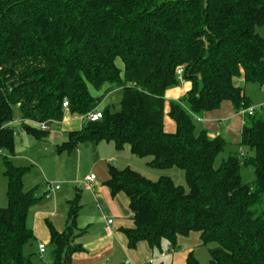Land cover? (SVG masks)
Segmentation results:
<instances>
[{
    "label": "trees",
    "instance_id": "trees-1",
    "mask_svg": "<svg viewBox=\"0 0 264 264\" xmlns=\"http://www.w3.org/2000/svg\"><path fill=\"white\" fill-rule=\"evenodd\" d=\"M260 27L264 0H0V163L7 197L0 207V264H35L36 256L40 264H71L83 249L74 242L76 196L62 230L48 223V260L33 250L26 218L40 197L23 187L27 167L10 159L14 105L25 131L37 138L48 130L35 122H60L65 111H101L99 120L69 131L58 151L112 141L118 150L127 144L133 155L149 157L151 167L184 171L187 189L168 175L152 180L109 165L105 184L129 199L133 224L121 229L128 248L145 241L160 254L164 242L176 249L178 236L198 232L202 245L217 243L209 264H264V104L249 114L251 101L236 83L264 84ZM182 81L189 89L167 101V90ZM114 88L122 92L119 108L98 109ZM224 101L244 111L238 144L253 152L244 159L254 171L251 182L242 180L237 152L214 167L227 140L196 123ZM166 105L174 132L164 129ZM186 264H199L193 252Z\"/></svg>",
    "mask_w": 264,
    "mask_h": 264
},
{
    "label": "crops",
    "instance_id": "crops-1",
    "mask_svg": "<svg viewBox=\"0 0 264 264\" xmlns=\"http://www.w3.org/2000/svg\"><path fill=\"white\" fill-rule=\"evenodd\" d=\"M236 83L243 88L245 86L241 79ZM189 87V82L182 81L178 86L167 90L166 100L178 99ZM115 90L121 91L120 88H114L106 95ZM165 110L168 111V105ZM243 116V113L234 110L230 102L224 101L219 109L204 112L196 121L201 128L207 129L210 136H215L218 135L217 122L233 120L236 121L235 125L238 121L242 127ZM19 122L18 124L14 120L10 122L15 132L14 151L10 159L16 166L27 167L22 178L23 187L26 181L29 186L34 185L33 180H30L31 172L39 177V181H43L39 193L43 194L30 207L26 218V224L30 222L29 228L35 237L32 245L37 251L38 244L44 243L46 250L43 254L49 252L48 223L55 229L62 230L70 202L76 196L80 205L76 217L79 234L74 242L79 243L83 249L72 255L71 264H152L156 261L165 264H186L188 253L194 254V248L202 245L199 233L191 232L187 236L177 237L176 249L170 248L167 242H164L165 249L160 254L154 253L145 241L139 242L136 248H128L127 239L121 229L131 227L133 224L129 199L123 192L112 194L105 184L110 177L109 165L124 168L123 162L127 154L122 151L127 144L118 150L112 141H81L72 148L58 151L59 145L68 140V132L82 127L83 122L77 114L65 111L60 122L50 124V127L55 124L53 131L50 132L49 127L41 138L26 132L21 118ZM164 129L167 132L175 131V123L169 116L164 118ZM235 130L232 131L237 138H231L239 142V135ZM127 149L130 151V148H126V151ZM51 172L57 173L52 177ZM87 175L93 178L91 182H85ZM48 176H51L52 183L61 185L56 189L47 190ZM108 219L112 220L110 224L107 223Z\"/></svg>",
    "mask_w": 264,
    "mask_h": 264
},
{
    "label": "rangeland",
    "instance_id": "rangeland-1",
    "mask_svg": "<svg viewBox=\"0 0 264 264\" xmlns=\"http://www.w3.org/2000/svg\"><path fill=\"white\" fill-rule=\"evenodd\" d=\"M257 30L264 37V27L257 28ZM106 86L107 85H104L103 88H105ZM244 92H245L246 96L250 99L251 105H253V107H259V106L264 104V84L259 85L257 83H252V82L245 83ZM99 95H100V92H99ZM121 95H122V92L120 90H115L112 93H110L109 95H106L103 98V100L99 103L98 109H102L106 105H114V107L116 109H118L119 108V101L121 99ZM166 116H168V115H167V111L165 110L164 118ZM19 119H20L19 118V108L17 105H14L13 106V120L16 124H18V123H20ZM25 123L32 125L31 122H25ZM196 123H197V125H199L198 122H196ZM235 123H236V121H233V120H222V122L221 121L217 122V124H218V135H221L222 137H224L227 140V144L224 147L223 151H221L215 157L213 164H214V167H217L221 163V160L225 159L229 155V153L237 152L239 157H240V160L242 162L241 163V172H240L242 180L244 182H251L255 178L254 171H253L251 166L244 164V159L247 156L252 155L253 152H251L245 146H240L238 144V142H235L232 139L234 137L237 138V136L233 133L232 130L236 129L235 133L237 132V135H239L238 133L240 132V129H241L239 122L237 121V125H235ZM54 125L55 124H53L50 127V130H49L50 132L53 131V129L55 127ZM228 129L230 130V132H228ZM126 146L127 147H125V149H123L122 153L127 154L128 159L126 158L124 160V162H123L124 166L123 167L129 166L130 168L138 171L143 176H145L149 179H152V180L157 179L161 175H168L174 180L175 183L181 184L184 186L185 189H187L184 171L181 168L175 167V166L170 167V168H166V169H158L155 167H151L146 163V160H148L149 157H138V156L132 155L131 152L129 151V149H127L128 151H126V148H129L128 145H126ZM49 169H51V166ZM3 170H4V167L0 163V207H4L7 205L6 177L3 174ZM51 173H52V177H53V175H55L57 172H51ZM145 174H147L148 176H146ZM50 177L51 176H48V179L46 178L49 182H51ZM30 178H31L30 179L31 181L33 180L34 185L29 186V183L26 181L25 182L26 185L24 188H26V190L33 189L37 196H40V195L42 196L43 193H41V194H39V193L41 192V185L43 184V181L42 180L39 181V177L37 178L33 172H31ZM52 184H54V183H52ZM58 185H61V184H58ZM29 223H27L28 227H29ZM216 246H217L216 242H210L206 245H200V246H197L196 248H194V255H195V257H197L199 264H209V249L214 248ZM33 250L37 252V249L35 246H33ZM40 255H41L42 259H44V260H46V259L48 260V258H49V252H46L45 254H40ZM34 262H35V264H40L37 256H36V258H34Z\"/></svg>",
    "mask_w": 264,
    "mask_h": 264
},
{
    "label": "built area",
    "instance_id": "built-area-1",
    "mask_svg": "<svg viewBox=\"0 0 264 264\" xmlns=\"http://www.w3.org/2000/svg\"><path fill=\"white\" fill-rule=\"evenodd\" d=\"M176 72H177L178 75H180L181 72H182V68L178 67ZM62 106H63L64 109H66L67 106H68L67 101H63ZM253 110H254V107H251V108L247 109V112L249 114H251ZM241 113H244V111H241ZM77 116L80 119V121H82V122H84V121H97V120H99L102 117V113L99 110H93V111H89V112H87L85 114H79ZM196 119L199 120L200 118H196ZM51 123H55V122L54 121H52V122L51 121L35 122L36 126H38V128H40L42 130H48ZM84 180H85V182L86 181L91 182L93 180V178L90 175H87ZM58 187H59V185L52 184L51 182H47V185H46L47 190L56 189ZM111 222H112L111 219L107 220L108 224H110ZM106 229H108V226L106 227ZM45 250H46L45 244L44 243H39L38 244V252H39V254H43V252Z\"/></svg>",
    "mask_w": 264,
    "mask_h": 264
}]
</instances>
